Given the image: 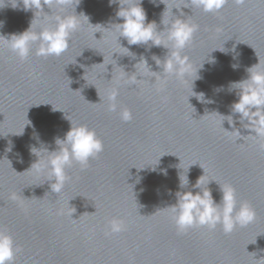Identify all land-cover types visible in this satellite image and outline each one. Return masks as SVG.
<instances>
[{
    "label": "water",
    "instance_id": "1",
    "mask_svg": "<svg viewBox=\"0 0 264 264\" xmlns=\"http://www.w3.org/2000/svg\"><path fill=\"white\" fill-rule=\"evenodd\" d=\"M162 2L165 22L179 15L198 26L184 50L193 66L187 80L150 72L162 71L155 59L164 60L168 49L128 45L123 37L118 41L115 26L106 29L122 22L115 16L119 5L109 6V0H81L76 13L91 24L80 18L82 26L60 57L37 56L33 44L32 55L21 61L0 43V228L20 247L15 264H264V140L237 120L238 138L212 113L229 114L236 98L229 82L246 78V68L258 59L264 64V0H227L214 13L191 0ZM11 3L0 0V35L21 33L33 19L31 11L14 10ZM163 3L143 0L142 6L166 36ZM44 11L50 17L72 14L74 5ZM52 26L39 16L34 21L36 30ZM199 67L193 91L211 103L190 96ZM132 73L135 85L129 83ZM117 88L118 104L133 113L128 123L107 109ZM65 117L94 129L104 151L84 170L69 168L71 179L56 194L43 175L26 170L37 159L30 146L57 149L54 138L70 127ZM30 121L34 128L26 125ZM199 164L215 180L208 185L214 199H221L218 183L232 184L238 206L247 202L254 209L253 222L227 235L219 226L178 233L165 207L176 202V191H199L192 189L204 174ZM188 168L189 184L180 189L178 176ZM113 218L124 220L127 230L106 235Z\"/></svg>",
    "mask_w": 264,
    "mask_h": 264
},
{
    "label": "clouds",
    "instance_id": "2",
    "mask_svg": "<svg viewBox=\"0 0 264 264\" xmlns=\"http://www.w3.org/2000/svg\"><path fill=\"white\" fill-rule=\"evenodd\" d=\"M150 2L154 5L157 4V0H150ZM159 2L163 3L162 0ZM226 2L227 0H191L194 7L202 9L204 12L213 13L220 11ZM244 2L245 0H235L237 4ZM80 3L81 0H13L11 6L14 10L31 11L33 19L30 21L29 27L21 33H13L8 36L0 35V43L8 47L21 61L27 60L32 55L33 44H38L35 50L37 56L60 57L69 49L73 33L82 26L83 22L80 18L84 17L89 23V17L86 14L76 13V8ZM113 4L119 5L115 16L122 22L110 24L106 29L111 30V27L115 26L118 31V41L120 37H123L128 45H149L151 43V46H163L168 49L164 60L153 56L156 57L155 62L162 69L161 72L150 71L147 61L143 59L145 67L150 72L162 74L163 78L175 77L178 80H187L192 75L193 66L189 57L184 54V50L192 42L194 33L198 30L197 25L174 14V19L165 22L163 17L166 5L163 3L165 10L162 12L161 23L167 26V31L166 36H162V31L157 30L156 21H148L147 12L142 6L143 0H109V6ZM72 5H74L72 14H56L50 17L44 11V8L47 7L50 10L55 8L58 12H63L65 8ZM38 16L41 20L54 21V26L36 30L34 21ZM4 23V21H0V28L4 26ZM122 48L129 52L128 48ZM139 63L141 60L137 64ZM211 63H215V60H211ZM202 67L195 69V79L191 81V91L194 94L190 96H195L198 101L211 103L213 101L206 100L204 93L193 91L194 81L200 78L198 71ZM232 67L235 70L238 65L233 64ZM246 72V78L229 82V91L234 92L236 97L230 104L229 114H220L216 111L212 113H216L222 118V127L223 123L227 121L232 130L228 131L223 127L224 130L235 133L238 138L242 135L240 129L236 127L237 120L241 126L243 125L242 128L249 131L250 135L264 140V64H261L258 59V63L247 67ZM135 73H132L129 78L131 85H135L138 80ZM125 74L128 73L125 72ZM118 94L119 89L117 88L108 95L107 109L109 112L117 113L122 122L128 123L133 119V113L131 109L118 104ZM53 111L55 110L53 109ZM65 118L69 120L67 117ZM69 122L70 127L63 138H54L56 150L48 151L44 148L41 151V148L38 149L34 146H30L29 149L30 154L37 159L26 171L32 170L43 175L45 181L49 182L51 191L56 194H59L71 179L67 172L69 168L75 164L84 170L104 151V143L94 129L89 128L86 124H74L71 120ZM26 125H31V121ZM24 129L16 135H23ZM8 149L6 150H11V148ZM158 164L159 162L152 167L153 171L156 170ZM200 167L203 169L201 165ZM188 171L189 168L183 176L181 172L178 176L180 189L186 188L189 184ZM203 172L204 174L199 176L192 185V189H199V191H176V202L165 207L172 214L178 233L183 234L194 227L215 230L219 226L227 235L233 232L237 226L243 227L254 221V209L247 202H240L238 206L236 189L232 184L218 183L221 199L217 202L212 195V190L208 187L209 183L215 180L207 179L204 169ZM161 173L167 175V170L161 169ZM169 191L171 193V190ZM10 198L14 200L15 195ZM126 230L127 224L124 220L113 218L108 222L106 235L118 234ZM19 251L20 247L16 245L10 232L0 228V264H15V257Z\"/></svg>",
    "mask_w": 264,
    "mask_h": 264
}]
</instances>
